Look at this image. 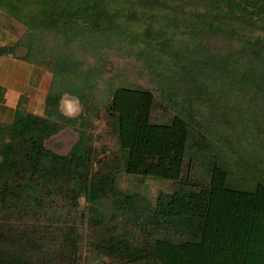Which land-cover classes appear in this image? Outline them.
<instances>
[{
	"label": "trees",
	"instance_id": "16d2710c",
	"mask_svg": "<svg viewBox=\"0 0 264 264\" xmlns=\"http://www.w3.org/2000/svg\"><path fill=\"white\" fill-rule=\"evenodd\" d=\"M0 27L50 75L0 123V264H264V0H0Z\"/></svg>",
	"mask_w": 264,
	"mask_h": 264
},
{
	"label": "crops",
	"instance_id": "0c3cea01",
	"mask_svg": "<svg viewBox=\"0 0 264 264\" xmlns=\"http://www.w3.org/2000/svg\"><path fill=\"white\" fill-rule=\"evenodd\" d=\"M17 34L0 27V47L12 46ZM50 75L19 59L0 57V86L4 90V101L0 102V123L13 120L19 98L24 96L28 111L41 115ZM76 109H73V111Z\"/></svg>",
	"mask_w": 264,
	"mask_h": 264
},
{
	"label": "rangeland",
	"instance_id": "374dc122",
	"mask_svg": "<svg viewBox=\"0 0 264 264\" xmlns=\"http://www.w3.org/2000/svg\"><path fill=\"white\" fill-rule=\"evenodd\" d=\"M109 59L114 66H116L119 69H123L124 73H126L125 76L130 82L137 83L144 87L149 86L147 82V78L145 76L139 77L137 74H131L128 72L127 69L130 70L133 67L132 66V63L134 61L133 59L121 57L117 55L115 52L109 53ZM78 107L79 106L76 101H73L67 98H63L61 100L62 112L67 115L72 116L76 114V112L78 111ZM73 109H76V110L73 111ZM76 140H77V134L70 129H66V130L61 131L59 134L53 136L51 139H49L45 143V146L47 149L57 154H66L68 150L70 149V147L72 146V144ZM148 186H149L148 198H154L158 190V183L155 181H148Z\"/></svg>",
	"mask_w": 264,
	"mask_h": 264
}]
</instances>
